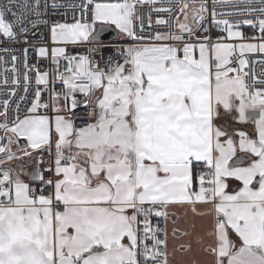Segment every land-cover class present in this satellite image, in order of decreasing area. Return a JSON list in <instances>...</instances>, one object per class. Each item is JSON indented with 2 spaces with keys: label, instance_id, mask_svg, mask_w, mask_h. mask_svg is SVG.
I'll use <instances>...</instances> for the list:
<instances>
[{
  "label": "snow or ice",
  "instance_id": "obj_1",
  "mask_svg": "<svg viewBox=\"0 0 264 264\" xmlns=\"http://www.w3.org/2000/svg\"><path fill=\"white\" fill-rule=\"evenodd\" d=\"M0 53V264H264V0H0Z\"/></svg>",
  "mask_w": 264,
  "mask_h": 264
},
{
  "label": "crops",
  "instance_id": "obj_2",
  "mask_svg": "<svg viewBox=\"0 0 264 264\" xmlns=\"http://www.w3.org/2000/svg\"><path fill=\"white\" fill-rule=\"evenodd\" d=\"M225 118H226V116L222 117V119H220L218 121V123L222 122V120ZM25 161H27V160H25ZM23 162H24V160L20 161L19 164H24L26 166L27 163L25 164ZM30 170L31 169L28 168L27 171H30ZM229 191H231V189H229ZM176 212H177V216L179 217L176 224L173 225L171 221L168 224L169 252L170 253L173 252L174 249H179V246L181 244H186L189 242V237H187V236L181 235V236H179V238H173L171 235L173 227L179 228L181 232H185V231L192 232L194 230L192 229L191 226H192V224H195L196 225L195 231L204 232L208 226V221L202 220L199 217H193L192 214L190 213V211H187L185 209H177ZM191 243H192L191 253H186L183 250L176 251L175 259L172 260V264H189V262H192V264H195V261H198V260L201 261V264H203V257L200 255V253L198 251V246L195 242V239H192ZM170 259H172L171 256H170Z\"/></svg>",
  "mask_w": 264,
  "mask_h": 264
},
{
  "label": "built area",
  "instance_id": "obj_3",
  "mask_svg": "<svg viewBox=\"0 0 264 264\" xmlns=\"http://www.w3.org/2000/svg\"><path fill=\"white\" fill-rule=\"evenodd\" d=\"M178 14L179 13H174V15H178ZM160 15H161L162 18L167 19V14H160ZM154 16H155V14H154ZM54 19H60V17L57 16V17H54ZM245 28H247V27H245ZM103 42H104L105 45H108V46L105 47V48H103L101 50L102 51V57L104 59H107L108 57H112V56L115 55V49L113 47H111V45L116 44V43H119L121 41L118 39V37H116V38H114L112 40L103 41ZM16 47L19 48L20 46L17 45ZM69 51L72 52V53H74V54L75 53H86L87 52V48L86 47L85 48H71L70 47L69 48ZM0 55H6V54L0 53ZM17 55H20V53L17 52ZM97 58L98 59L101 58L99 54L97 55ZM36 59L37 58H36L35 54L33 53L31 55V61L34 63L36 61ZM41 63H44L45 65H47V62L46 61H41ZM256 70H257V72H259V70H260L259 66L257 67ZM9 79H11V75L10 74H9ZM0 99H2V95H0ZM81 123H82V121H81Z\"/></svg>",
  "mask_w": 264,
  "mask_h": 264
},
{
  "label": "water",
  "instance_id": "obj_4",
  "mask_svg": "<svg viewBox=\"0 0 264 264\" xmlns=\"http://www.w3.org/2000/svg\"><path fill=\"white\" fill-rule=\"evenodd\" d=\"M116 37H117V35H116V32L114 30H108L102 34L101 40L102 41H108V40H112Z\"/></svg>",
  "mask_w": 264,
  "mask_h": 264
},
{
  "label": "rangeland",
  "instance_id": "obj_5",
  "mask_svg": "<svg viewBox=\"0 0 264 264\" xmlns=\"http://www.w3.org/2000/svg\"><path fill=\"white\" fill-rule=\"evenodd\" d=\"M182 18H183V17H182V15H181V19H182ZM225 120H227L229 123L235 124V122H234V121H232V120H231V118H230V117H228V116H226V118H225V119H223V120H222V122H220V123H223ZM237 126H238V125H237ZM25 160H26V159H25ZM25 160H24V162H23V163H25V164H26V163H27V161H25ZM19 163H20V161H15V162H13V163H12V165H11V166H12L13 168H15L17 165H19ZM25 168H26V171H27V170H28L27 164H26ZM25 179H27V177H25Z\"/></svg>",
  "mask_w": 264,
  "mask_h": 264
},
{
  "label": "trees",
  "instance_id": "obj_6",
  "mask_svg": "<svg viewBox=\"0 0 264 264\" xmlns=\"http://www.w3.org/2000/svg\"><path fill=\"white\" fill-rule=\"evenodd\" d=\"M244 31H245V32H249L250 29H248V28H244Z\"/></svg>",
  "mask_w": 264,
  "mask_h": 264
}]
</instances>
